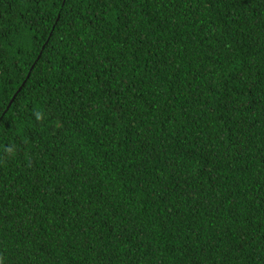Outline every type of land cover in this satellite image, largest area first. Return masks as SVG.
Wrapping results in <instances>:
<instances>
[{
	"label": "trees",
	"instance_id": "obj_1",
	"mask_svg": "<svg viewBox=\"0 0 264 264\" xmlns=\"http://www.w3.org/2000/svg\"><path fill=\"white\" fill-rule=\"evenodd\" d=\"M0 264H264V0H0Z\"/></svg>",
	"mask_w": 264,
	"mask_h": 264
},
{
	"label": "water",
	"instance_id": "obj_2",
	"mask_svg": "<svg viewBox=\"0 0 264 264\" xmlns=\"http://www.w3.org/2000/svg\"><path fill=\"white\" fill-rule=\"evenodd\" d=\"M28 77V76H27Z\"/></svg>",
	"mask_w": 264,
	"mask_h": 264
}]
</instances>
